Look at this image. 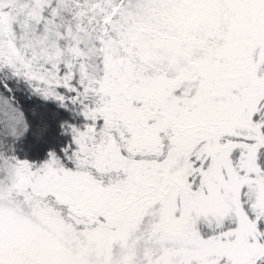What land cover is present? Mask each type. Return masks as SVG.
I'll list each match as a JSON object with an SVG mask.
<instances>
[{
  "label": "snow or ice",
  "instance_id": "snow-or-ice-1",
  "mask_svg": "<svg viewBox=\"0 0 264 264\" xmlns=\"http://www.w3.org/2000/svg\"><path fill=\"white\" fill-rule=\"evenodd\" d=\"M0 264H264V0H0Z\"/></svg>",
  "mask_w": 264,
  "mask_h": 264
}]
</instances>
